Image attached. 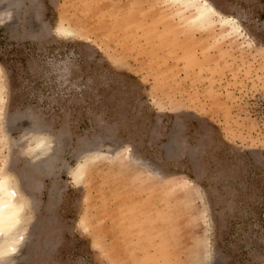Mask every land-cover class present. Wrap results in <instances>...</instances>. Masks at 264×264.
<instances>
[{
  "label": "rangeland",
  "instance_id": "rangeland-1",
  "mask_svg": "<svg viewBox=\"0 0 264 264\" xmlns=\"http://www.w3.org/2000/svg\"><path fill=\"white\" fill-rule=\"evenodd\" d=\"M207 1L0 4L15 264H264V0Z\"/></svg>",
  "mask_w": 264,
  "mask_h": 264
},
{
  "label": "bare ground",
  "instance_id": "bare-ground-1",
  "mask_svg": "<svg viewBox=\"0 0 264 264\" xmlns=\"http://www.w3.org/2000/svg\"><path fill=\"white\" fill-rule=\"evenodd\" d=\"M6 1L9 2L8 5L9 7L14 5L13 0L12 1L0 0V4H3ZM180 1L188 2V4L197 7V9L200 8L202 10V14L204 15L211 14L218 16L217 11L207 0H180ZM62 31L65 33L70 32L68 30H63V29ZM31 139L33 143L31 146L28 147L29 152L34 153V156H38L39 158L45 157V155L49 153L48 151L50 149L49 146L50 141H48L45 137L39 135H35V137L34 135H32ZM50 159L51 157L48 158L46 157L45 160L42 161L45 168L51 167ZM83 166H84L83 164L79 163V165L76 167L77 169L74 172V175L76 177L78 173L82 170ZM29 206H30V200L28 199V196L24 195V193L20 191L18 183H16L12 175L6 171L4 165H1L0 166V264H15V258H16L15 256L20 253L21 246L23 245L26 234L25 226L29 220L26 217V215Z\"/></svg>",
  "mask_w": 264,
  "mask_h": 264
}]
</instances>
